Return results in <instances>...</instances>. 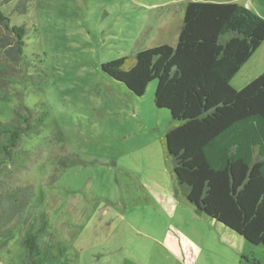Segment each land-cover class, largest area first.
Listing matches in <instances>:
<instances>
[{
    "label": "rangeland",
    "instance_id": "obj_1",
    "mask_svg": "<svg viewBox=\"0 0 264 264\" xmlns=\"http://www.w3.org/2000/svg\"><path fill=\"white\" fill-rule=\"evenodd\" d=\"M1 1L11 22L29 27L26 57L46 74L41 90L28 78L12 77L9 94L0 95V120L13 115L17 89L30 105L47 103L39 132L21 141L33 159L14 174L19 183H33L32 212L45 210L71 264H188L189 244L180 230L217 229L181 205L165 213L148 194L172 192L163 143L169 109L154 104L155 80L136 95L101 68V62L144 46L174 44L187 0H23L19 14L13 10L18 0ZM247 60L229 80L233 87L249 72ZM75 155L80 161L57 169L60 157ZM199 250L193 260L201 264L228 262L216 241L212 253ZM23 259L15 231L0 249V264Z\"/></svg>",
    "mask_w": 264,
    "mask_h": 264
},
{
    "label": "trees",
    "instance_id": "obj_2",
    "mask_svg": "<svg viewBox=\"0 0 264 264\" xmlns=\"http://www.w3.org/2000/svg\"><path fill=\"white\" fill-rule=\"evenodd\" d=\"M22 1L14 12H24ZM183 15L174 44L144 46L101 68L136 95L155 80L154 104L170 112L163 143L174 191L197 214L264 246V70L242 87L229 83L264 40V17L238 2L208 0L185 1ZM28 32L25 22H11L0 0L3 97L12 77L28 78L36 90L46 82L42 68L26 57ZM23 92L16 90L13 115L0 120V249L19 231L22 264H71L45 210L32 212L33 183L14 177L33 159L21 145L23 136L38 133L48 116L47 103L30 105ZM78 161L76 155L60 157L57 169Z\"/></svg>",
    "mask_w": 264,
    "mask_h": 264
},
{
    "label": "crops",
    "instance_id": "obj_3",
    "mask_svg": "<svg viewBox=\"0 0 264 264\" xmlns=\"http://www.w3.org/2000/svg\"><path fill=\"white\" fill-rule=\"evenodd\" d=\"M232 1L238 2L246 5L250 9H253L258 14L264 16V0H223V2ZM251 58V59H250ZM247 61H250L249 64L245 67L249 72L242 80L237 81L235 86L242 87L245 85L250 78L255 77L261 71L264 70V40L260 43V45L253 51ZM246 63V62H245ZM242 69V68H240ZM239 69V70H240ZM245 75V74H244ZM249 78V79H247ZM242 82V83H241ZM241 83L242 85H238ZM172 192L167 193L166 191L156 192L155 189H148L149 196L153 199V202L160 204L163 207V211L167 214L173 212V210L181 205L182 208L187 211L191 216L195 217L196 220L206 223L217 230H180V233L185 238L188 245L189 260L188 264H201L198 261H194L199 252L200 246L203 251L205 249L206 254L213 252V242L216 241L218 245L221 246L223 252L226 254V258L228 262L225 264H237L241 263L242 256H245L244 259L246 262H251V264H264V246H256L261 244H251L244 240L238 233L229 229L228 227L223 226L221 223L215 221L214 219L207 218L203 215L197 214L192 205L186 202L185 198L174 191L173 179L171 178ZM150 187V185H149ZM152 188V187H151ZM151 191V192H150ZM152 193V194H151ZM167 193V194H166ZM199 233H203L200 240L199 237L197 239V235ZM256 245V246H252ZM256 248L259 250L262 255L256 253ZM240 255V256H239ZM239 256V258H237ZM252 258H256L258 263H253ZM186 263V262H183ZM202 264H209L208 262H204ZM213 264V263H212Z\"/></svg>",
    "mask_w": 264,
    "mask_h": 264
},
{
    "label": "water",
    "instance_id": "obj_4",
    "mask_svg": "<svg viewBox=\"0 0 264 264\" xmlns=\"http://www.w3.org/2000/svg\"><path fill=\"white\" fill-rule=\"evenodd\" d=\"M240 235V234H239ZM244 240H246L242 235H240ZM247 241V240H246ZM248 242V241H247ZM250 243V242H249Z\"/></svg>",
    "mask_w": 264,
    "mask_h": 264
}]
</instances>
